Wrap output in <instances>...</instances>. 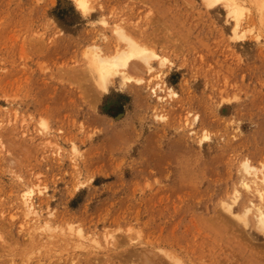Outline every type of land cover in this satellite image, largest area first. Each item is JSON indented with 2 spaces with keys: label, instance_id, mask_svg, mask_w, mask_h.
<instances>
[{
  "label": "rangeland",
  "instance_id": "374dc122",
  "mask_svg": "<svg viewBox=\"0 0 264 264\" xmlns=\"http://www.w3.org/2000/svg\"><path fill=\"white\" fill-rule=\"evenodd\" d=\"M87 1L0 0V264H258L224 205L264 164V0L239 36L222 3ZM117 25L160 57L99 91L85 53Z\"/></svg>",
  "mask_w": 264,
  "mask_h": 264
},
{
  "label": "bare ground",
  "instance_id": "6f19581e",
  "mask_svg": "<svg viewBox=\"0 0 264 264\" xmlns=\"http://www.w3.org/2000/svg\"><path fill=\"white\" fill-rule=\"evenodd\" d=\"M74 1L77 7L80 8L83 12L90 11V7L88 5L87 0H74ZM206 1H208L209 4L211 5L215 3H222L223 5H225V7H227L228 14H233L235 16L236 21L234 25L235 26L234 32L235 34L238 35L239 32L241 31L239 26L241 24V17L244 14V9H245V5L242 4L243 2L240 3L239 0H206ZM252 1L254 2V0ZM247 12L249 13V11ZM114 30L116 32L117 37L119 38L118 40L125 42L124 46H120L119 44H117L120 42L117 40L118 41V42L116 41L117 45H114L116 46V48H114V51L112 50L113 53H108L107 50L109 51V49L104 51L103 48L97 45L100 41H97L98 43L90 46L89 49L87 47L88 50L86 49L87 51L85 53L87 57L86 60L88 61L87 66L90 72L92 73V75L94 76L95 78L94 80H96L97 85L99 86L100 89L99 91H106L108 89L109 82H111L113 78H117V77L120 78L123 82H131L132 80H134L140 83L141 81H143V78L134 77L133 75L130 74V72L132 71L138 72L139 64H143V67L147 68V72L151 71L153 69V65L151 61L155 58L160 57L159 54H157L153 48L146 47L144 44H141V42L139 43L134 39V37L132 38V36L128 35L118 25L114 27ZM129 70L132 71L129 72ZM161 91H165L169 96L176 95V92L172 90L171 87L166 88L164 84L157 83L156 87L155 86L153 87V92L156 94V97L158 99L163 100L164 96L161 95V93L163 94V92ZM239 170H240V176H239L238 184L234 185L233 191L229 197L230 198L229 202L226 203L224 207L227 208L226 210L230 215H233V217L239 219L238 221H240V219L248 220L249 218H251L253 221V227L259 230L260 232L264 233V164L258 166L250 163L246 159L241 161ZM241 191L245 192L246 198L242 206V209L238 212L235 211V205L238 204L239 200L241 199V194H242ZM32 192H33L32 189H28L23 195L24 196L23 203L25 204L27 214L37 213V210L35 209L36 204L32 200L33 197ZM221 209L223 210V208ZM81 232H79V234L80 236H83ZM260 253H262L261 254L262 257L258 256V258H254V262L258 264H264V254H263L264 250L263 252Z\"/></svg>",
  "mask_w": 264,
  "mask_h": 264
}]
</instances>
